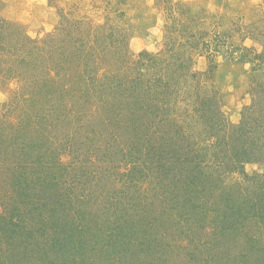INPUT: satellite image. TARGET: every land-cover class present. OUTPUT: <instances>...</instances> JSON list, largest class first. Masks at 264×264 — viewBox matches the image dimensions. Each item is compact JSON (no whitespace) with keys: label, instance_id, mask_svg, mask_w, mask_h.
<instances>
[{"label":"rangeland","instance_id":"obj_1","mask_svg":"<svg viewBox=\"0 0 264 264\" xmlns=\"http://www.w3.org/2000/svg\"><path fill=\"white\" fill-rule=\"evenodd\" d=\"M0 18V264H264V0Z\"/></svg>","mask_w":264,"mask_h":264},{"label":"trees","instance_id":"obj_2","mask_svg":"<svg viewBox=\"0 0 264 264\" xmlns=\"http://www.w3.org/2000/svg\"><path fill=\"white\" fill-rule=\"evenodd\" d=\"M0 24H1V32H3L4 33V30L5 29H8L9 28V24H10V22L8 21V20H4V19H1L0 18ZM19 41L20 42H18V44H19V46H20V48H23V49H29V52L36 46V40H34V39H32V38H30V37H28V36H25V37H19ZM18 44L16 45V47L15 48H17L18 47ZM35 44V45H34ZM16 51H18V50H16ZM50 59H51V57H50ZM21 62H23V61H21ZM60 62H61V64L63 65V64H65L66 63V60H60ZM22 67H24V66H22ZM62 67H60V69H61ZM62 70H64V68L62 69ZM20 72H22V71H20ZM23 73V72H22ZM21 73V74H22ZM20 75V74H19ZM247 156H249L248 157V159H247ZM252 155H247L246 154V158H245V160H243V161H249V160H252V159H249L250 157H251ZM235 167V166H234ZM260 216L262 217V220L264 221V210L262 209L261 210V214H260ZM223 224V222L221 223V225ZM224 226V228H222L223 230H224V232H225V228L227 229V227L225 226V225H223ZM234 227H237L238 228V226L236 225V223H234ZM235 229V228H234ZM236 230V229H235ZM67 233H69V236H71L72 237V235H73V233H74V230H73V225H72V223H70L69 225H68V228H67ZM65 233H66V230L64 231V230H62V232L60 233V234H64V236H65ZM59 236H62V235H59ZM260 249H261V247H260Z\"/></svg>","mask_w":264,"mask_h":264}]
</instances>
